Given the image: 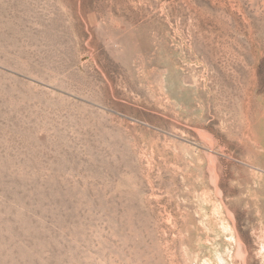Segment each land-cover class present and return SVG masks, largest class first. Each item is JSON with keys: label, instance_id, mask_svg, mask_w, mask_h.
I'll return each mask as SVG.
<instances>
[{"label": "rangeland", "instance_id": "1", "mask_svg": "<svg viewBox=\"0 0 264 264\" xmlns=\"http://www.w3.org/2000/svg\"><path fill=\"white\" fill-rule=\"evenodd\" d=\"M0 264H264V0H0Z\"/></svg>", "mask_w": 264, "mask_h": 264}]
</instances>
